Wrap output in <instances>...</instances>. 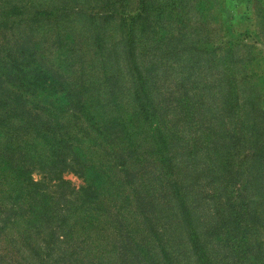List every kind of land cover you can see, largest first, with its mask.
Listing matches in <instances>:
<instances>
[{
  "label": "trees",
  "instance_id": "16d2710c",
  "mask_svg": "<svg viewBox=\"0 0 264 264\" xmlns=\"http://www.w3.org/2000/svg\"><path fill=\"white\" fill-rule=\"evenodd\" d=\"M28 5L0 0V30L18 23L15 17L40 21L45 11L30 13ZM151 6L140 0V11L122 13L136 90L128 101L115 94L108 113L91 111L80 96L86 81L61 82L33 47L0 45V235L7 231L11 251L28 261L21 264H264V111L254 98L251 114L241 111L237 78L225 86L227 113L217 129L197 125L186 82L183 95L170 92L158 100L153 67L140 64L137 50L177 49L183 41L165 36L168 16H154ZM170 108L178 109L177 121L188 130L168 124ZM201 150L206 158L199 169ZM149 162L160 167L158 189L148 183ZM65 171L83 177L85 186L76 192ZM35 172H47L54 183L36 180ZM201 177L218 184L206 197L214 204L207 222L197 206L201 195L193 191ZM119 189L133 196L130 212L123 213L126 225L102 197ZM159 195L168 198L177 235L166 236L167 225H158L153 210ZM135 212L140 217L131 219ZM111 228L117 230L109 243L115 254L107 257L104 236ZM215 241L218 249L211 250Z\"/></svg>",
  "mask_w": 264,
  "mask_h": 264
},
{
  "label": "rangeland",
  "instance_id": "374dc122",
  "mask_svg": "<svg viewBox=\"0 0 264 264\" xmlns=\"http://www.w3.org/2000/svg\"><path fill=\"white\" fill-rule=\"evenodd\" d=\"M25 2L30 4V13L45 11L43 18L34 22L19 20L21 16L13 18L19 22H10L12 24H9L11 27L8 30H0V45L11 42L18 49L33 47L31 49L37 53L42 66L49 69V72L56 71L61 82L71 85L86 81L80 96L88 100L91 111L94 109L108 113L107 108L119 91L126 101L133 99L136 88L128 70L125 32L120 23L125 17L122 13L140 11V0ZM151 5L154 16L160 13L168 16L165 36L174 33L175 39L183 41L181 46L177 45V49L164 46L161 51L153 53L145 52L142 47L137 50L140 64L153 67V74L158 81V100L170 92L174 97L183 95L186 82L190 95L194 97L191 98V109L198 113L197 125L200 127L207 123L215 125L217 129L222 124V116L227 113V107L223 106L225 86L231 78H237L235 98L240 103L241 111L251 114L253 98L264 111V0H151ZM180 17L185 20L184 25ZM30 26L35 29L28 30ZM26 31L28 35H25ZM153 95L154 99L155 92ZM174 103L176 105V101ZM173 108H170L168 114V124H176V129L181 132L188 130V124L182 120L177 121L182 114ZM198 152L200 169L205 162L206 151ZM33 177L46 185L54 183H50L51 176L47 172H35ZM62 177L71 183L76 192L86 184L83 177L71 171H65ZM147 177L148 183L158 189L163 179L160 167L149 162ZM216 186L218 184L214 183L212 186L210 179L201 177L193 187V191L201 195L197 199V206L205 222L214 213V204L206 197ZM121 190L105 193L102 197L106 204L112 201L113 204L107 205V210L109 206L113 207L111 211L118 212L119 221L126 225L128 220L123 217V213L130 212L128 209L132 205L133 196L128 189L120 195ZM158 197L157 207H154L156 211L153 210L156 218V212L159 215L158 225H167L166 236L177 235L168 218V198ZM138 217L135 212L131 219ZM6 234L4 230V236L0 235V264L28 263L19 253L11 251L13 245H8ZM116 235L117 230L113 228L105 233L104 241L107 244L104 245V251L107 257L115 254L114 245L109 243L116 242ZM75 236L78 237L77 241L84 239L79 232ZM215 244L218 249L215 241L210 246L211 250ZM157 258H161L159 252ZM184 259L185 256L181 255L180 260Z\"/></svg>",
  "mask_w": 264,
  "mask_h": 264
}]
</instances>
